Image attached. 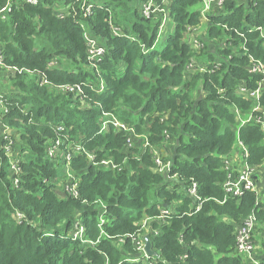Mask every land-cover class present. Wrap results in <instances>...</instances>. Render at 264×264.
I'll list each match as a JSON object with an SVG mask.
<instances>
[{
	"label": "trees",
	"instance_id": "16d2710c",
	"mask_svg": "<svg viewBox=\"0 0 264 264\" xmlns=\"http://www.w3.org/2000/svg\"><path fill=\"white\" fill-rule=\"evenodd\" d=\"M72 1L13 0L7 18L0 14L4 61L33 71L12 75L6 91L4 122L18 132L14 146L21 180L15 185L11 178L13 159L0 136V264H145L127 260L138 255L128 236L144 216L157 217L162 209L171 215L154 223L160 233L150 238L166 264H252L237 252L236 230L252 213L263 226L264 202L253 191L227 196L223 157L234 147L238 113L258 104L264 110V76L251 73L249 58L264 65V44L255 30L264 27V0H227L218 7L209 15L205 36L222 40L215 45L203 40L199 51L185 35L201 25V0L171 2L174 28L162 49L155 47L161 17L146 18L135 7L137 0H97L90 16L76 5V17H60L57 11ZM7 2L0 0V10ZM109 20L124 35L115 36ZM84 25L105 48L97 70L89 65ZM190 61L211 62L213 71L186 73ZM216 61L221 64L214 67ZM4 77L0 71V83ZM241 82L250 91L261 88L260 100L243 98ZM64 84H82L84 96L58 91ZM104 111L143 139L129 149L128 132L113 126L102 131ZM58 125L95 155L96 164L87 154L70 163V183L77 182L79 198L59 192L69 175L65 163L48 155ZM165 131L175 140L170 156L162 154L171 162L168 174L157 172L153 160ZM239 138L249 150V163L262 164V124L244 123ZM193 180L206 200L195 213L187 190ZM77 219L87 241L68 235ZM256 257L264 264V254Z\"/></svg>",
	"mask_w": 264,
	"mask_h": 264
},
{
	"label": "built area",
	"instance_id": "2783aa9c",
	"mask_svg": "<svg viewBox=\"0 0 264 264\" xmlns=\"http://www.w3.org/2000/svg\"><path fill=\"white\" fill-rule=\"evenodd\" d=\"M30 3H35L37 0H28ZM154 0H150L148 3H143V14L144 16H150L151 10L155 7H157L154 3ZM227 0H204L205 6L203 12H206L208 10H211L213 8H218L224 5V3ZM97 4V0H73L68 7L65 8V10L60 9L57 11L58 15L60 17H64L67 14H72L75 17L78 15V8L76 5H79V8L83 12V16L87 17L92 15L93 8ZM13 6V0H8L7 4L0 10V14L4 19L7 18V14L11 12ZM76 7V8H75ZM72 8V11H71ZM110 28L112 30V33L115 36H121L123 34L122 27L114 24L112 20H109ZM84 36L88 43V61L91 68L94 70L98 69V64L102 60L104 54H105V48L101 45L100 41L93 37L90 32L88 31L86 25H84ZM259 32L260 38L263 41L264 44V27H257L255 29ZM238 34H241L239 31H236ZM131 39H134L133 37H130ZM204 43H202L201 48L203 47ZM243 49L246 50V45L243 46ZM247 52V50H246ZM250 61L252 63V66L250 68L251 73L253 74H261L264 76V65L256 60L252 55H249ZM211 65V62H207L206 64H198L195 61H190L186 68L196 69L197 71L201 73L205 72H212V68L209 66ZM220 65L219 61L214 62V67H217ZM0 71L5 73L4 80L8 81L11 79V76H15L16 74H21L22 72L26 71L29 73H33L30 69L25 68H19L18 66H10L7 65L4 61V53L2 49H0ZM41 74V73H40ZM42 75V74H41ZM38 76V74H37ZM43 81V83L47 84L49 83L48 79L42 75L40 77ZM100 88H103V84L100 85ZM58 91L63 93H74L77 96L83 97L84 96V89L82 88V84H64L57 86ZM7 89L0 83V136L3 137V140L5 142L4 147L10 156V159H13L11 172V178L14 181L15 185L19 184V181L21 178L16 177V175L20 174V167H18V164H20L15 156L17 155L16 149H15V142H16V136H17V130L7 123L4 122V118L7 116L9 112V105H8V98L6 96ZM239 92L242 95L243 98H253L256 101L260 100L261 96V88H257L255 90H248L244 87L243 82H241V85H239ZM260 106L259 104L255 107V110H259ZM116 115H114L111 112L104 111L103 117L101 119L102 124V131L109 129L110 127H114L117 131H126L128 132V137L126 141L127 148L131 149L135 146V142L138 139H143L141 135L136 134L134 129L129 128V126L125 123L120 122ZM250 122V120H248ZM246 123V122H245ZM56 133L57 136L54 140L50 141V145L48 146V155L55 161L65 163L66 165V171L69 175V179L66 183V185L63 188V192L68 193L69 195L73 196L74 198H79V190L77 182H71L74 172L70 168L71 161L78 155H84L87 154L88 159L92 161L94 164L95 162V155L93 153L88 152L87 148L82 142H76L74 141L70 135L66 132V129L63 125H58L56 127ZM164 137L169 138L170 133L165 131ZM149 146V141L147 137L143 140V147L146 148ZM241 152L243 153V158L237 157L234 161L229 158H224V168L228 172V178L223 184V187L225 189V192L227 196H235V197H242L246 192L248 191H255L256 190V171L253 168V166L249 163L248 157L249 152L247 148L243 145V143L240 141V148ZM153 160L156 164V171L164 174H168L171 169V162H164L162 151L159 148H156L154 150L153 154ZM235 162V163H234ZM102 164H105L106 166H111L112 168H116L117 165L114 164L111 160H103L100 162ZM198 184L196 181H192V184L189 186L188 194L190 197L193 198L195 201V209L193 210V213L198 212L201 210L204 202L206 201L198 194ZM67 188V189H66ZM65 194V193H64ZM194 204V202H193ZM192 214V212H191ZM171 215V211L169 209H162L161 214L157 217H150L147 216L145 221L143 223L137 224V229L132 234H129V238L131 239L133 243V247L137 251L138 255L135 258H128V261L132 262H139L143 261L145 264H160L161 262L165 263L164 260L159 258L158 255H149L145 251V236L148 235L150 237V234L153 236H157L160 233V228H154L152 227V222L148 223V220L153 218H158L162 220H158V222L165 223L166 219ZM21 216V214H19ZM156 221V220H154ZM105 218L103 215L100 217V225L104 224ZM258 224V218L257 216L252 213L249 217H247L238 227L236 230V249L240 256H247L249 260H251L252 264H259V259L256 257V242L254 239V234L256 230V226ZM68 235L71 237L72 240L75 239H81L82 241H87L85 237V226L82 223L80 219H77L74 227ZM123 242V240H120ZM151 241V238H150ZM152 243V242H151ZM153 249V246H152ZM154 250V249H153ZM147 261V262H145Z\"/></svg>",
	"mask_w": 264,
	"mask_h": 264
},
{
	"label": "rangeland",
	"instance_id": "374dc122",
	"mask_svg": "<svg viewBox=\"0 0 264 264\" xmlns=\"http://www.w3.org/2000/svg\"><path fill=\"white\" fill-rule=\"evenodd\" d=\"M149 1L150 0H146V1L137 0L135 2V7L140 9L141 13L143 14L142 4L144 2L148 3ZM172 1L173 0H162L161 2H159L158 0H154L153 3L157 7L153 8L151 10V13H150L149 17L145 16L146 18H152L154 15H156V16L159 15L161 17V24H160L159 33H158V39H157V42L155 44V47L158 48V49H162L163 48L166 36L170 32H172V30L174 28V20L171 17V12H170V9H169V6H170ZM200 4L201 5H199V8H200V11H201V14H202L201 25L199 27L195 28V29L189 28L187 30V32H186V35H185V37H186L185 40L192 46V48L195 51H199L201 49L200 45H202V43H205L203 40H207V41L209 40L214 45L215 44H219L221 42V40H222V39L221 40L208 39V37L205 36L206 35L205 29H206V26H207V21H208L209 15L216 14L217 12L215 10H217V8H213L211 10L203 12L204 6H205L204 0H201ZM123 16H124V14L121 13V17H123ZM123 34H124V32H123ZM186 71H187L186 73H191V74L197 72L196 69H191V70L186 69ZM188 78H190L189 75H188ZM1 84L7 90H9L10 82L4 80ZM256 106L257 105H255L251 109V111L249 113H247V114H244V113H241V112L238 113L237 121L240 123L239 124L240 126L243 125L245 122H248V120H250V122L261 123L262 126H263V130H264V110L262 108H259V110H255ZM260 112H262V113H260ZM240 126L236 129V140H235V144H234L233 149L226 156H224L223 159L224 158H229V159H232L234 161L237 157H239V159L243 158V153L239 149L240 148V138H239V128H240ZM174 144H175V140H173V138H171V136L169 138L164 139L163 145L159 148L162 151V154L164 155V158L170 156V151H169L168 147L173 146ZM243 145L247 148V146L245 144H243ZM247 150H248V148H247ZM248 152H249V150H248ZM167 159H170V158H167ZM223 163H225V162L223 161ZM252 166L255 169L256 173H257L256 190L254 192L257 195V200L264 202V162L262 164H260V165H252ZM223 168H224V166H223ZM62 169H64V168H62ZM58 189L61 190V187H59ZM59 192L61 193V191H59ZM146 217L147 216H144L140 221L137 222V224L143 223L146 220L145 219ZM154 220H156V221H154ZM158 220H162V219L153 218V219L148 220V223L153 221L152 224H153V227H154V223L158 222ZM167 221H165V222H167ZM261 226H262V224H260L258 222V224L256 226V230H255L256 238L258 237L259 234H260L259 237H262L261 235H262L263 231L260 228L264 229V225L262 227ZM255 234H254V236H255ZM254 239H255V237H254ZM263 243H264V240L262 238L261 244L263 245ZM262 245L258 247V245L256 243V255L257 256L259 255V253L261 255L264 254L263 249H262Z\"/></svg>",
	"mask_w": 264,
	"mask_h": 264
},
{
	"label": "water",
	"instance_id": "95a60500",
	"mask_svg": "<svg viewBox=\"0 0 264 264\" xmlns=\"http://www.w3.org/2000/svg\"><path fill=\"white\" fill-rule=\"evenodd\" d=\"M145 251L149 254V255H157V252L155 250L152 249V243L150 241V237L148 235L145 236Z\"/></svg>",
	"mask_w": 264,
	"mask_h": 264
},
{
	"label": "crops",
	"instance_id": "0c3cea01",
	"mask_svg": "<svg viewBox=\"0 0 264 264\" xmlns=\"http://www.w3.org/2000/svg\"><path fill=\"white\" fill-rule=\"evenodd\" d=\"M152 225V227H153V224H151ZM264 232V231H263ZM262 232V237H259V235H258V237L256 238V234H255V242L257 243V245H258V247L259 246H261L262 244H261V242H262V238H263V240H264V233ZM261 238V239H260ZM259 255H261L260 253H259ZM260 257V256H259ZM243 259H245V260H249L248 259V257L247 256H243L242 257ZM250 261V260H249Z\"/></svg>",
	"mask_w": 264,
	"mask_h": 264
},
{
	"label": "bare ground",
	"instance_id": "6f19581e",
	"mask_svg": "<svg viewBox=\"0 0 264 264\" xmlns=\"http://www.w3.org/2000/svg\"><path fill=\"white\" fill-rule=\"evenodd\" d=\"M145 262H147V261H145Z\"/></svg>",
	"mask_w": 264,
	"mask_h": 264
}]
</instances>
